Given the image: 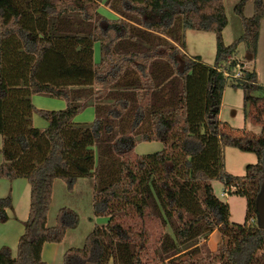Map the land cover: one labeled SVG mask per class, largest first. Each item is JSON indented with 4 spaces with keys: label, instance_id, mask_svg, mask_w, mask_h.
I'll use <instances>...</instances> for the list:
<instances>
[{
    "label": "trees",
    "instance_id": "trees-1",
    "mask_svg": "<svg viewBox=\"0 0 264 264\" xmlns=\"http://www.w3.org/2000/svg\"><path fill=\"white\" fill-rule=\"evenodd\" d=\"M248 1L234 8L243 33L227 44L224 0H0V177L31 184L17 255L1 247L0 264H46L44 245L62 243L81 221L64 206L48 224L55 182L73 191L81 177L95 179L94 215L108 222L83 247L67 249L64 264H264V229L250 222L264 186V85L256 70L233 76L242 42L258 52L264 0L255 1L252 17L244 13ZM103 2L114 18L99 10ZM188 29L216 33L214 65L186 54ZM229 86L244 90L246 117L263 126L261 135L219 120ZM35 94L67 106L38 109ZM89 106L93 122H75ZM34 113L46 128L34 125ZM153 140L163 150L126 157ZM227 146L259 162L233 175ZM217 180L247 198L245 224L230 222L229 203L214 193ZM11 203L0 197L1 221Z\"/></svg>",
    "mask_w": 264,
    "mask_h": 264
},
{
    "label": "crops",
    "instance_id": "crops-1",
    "mask_svg": "<svg viewBox=\"0 0 264 264\" xmlns=\"http://www.w3.org/2000/svg\"><path fill=\"white\" fill-rule=\"evenodd\" d=\"M224 1H225L226 13L229 16V24L227 25V27L224 29L223 32H224L225 42L227 44H231L235 40L240 38L243 33L242 19L234 12V8L240 0H224ZM255 1L256 0H249L245 7L244 13L247 17H252L255 14L254 13ZM103 5L104 3L101 4L100 11L104 15L114 18L115 13L114 11L110 9V6H106L108 9L107 11L101 10ZM259 31H260V35H259L258 45H257L258 52L256 56L253 55L249 51V49H247L246 44L242 42L237 48L238 51L234 55V59L237 60L238 62L237 65L242 67V69L247 68L249 70H256L258 73L259 84L264 85V77L262 76V73L264 71V18L261 21ZM185 51H186V54H189L191 57L200 59L203 63L214 65L216 56H217V51H218L216 33L210 32V31H199V30L188 29L186 31V50ZM37 95L39 97L43 96L39 94ZM37 95L33 97V103L35 107L38 109L44 108V109H49V110H62L67 106V101L65 99L63 98L58 99V98L47 96L49 98H53L54 101H47L50 103L51 107L45 108L44 106L40 105V103H43L42 101L45 99L42 100L38 98ZM221 104H222V107L218 115V118L220 121L228 122L233 127L240 129V130H244L246 133L248 132L253 133L252 132L253 126H249V122L251 121L248 117H246L243 89L235 88L232 86L227 87L224 91ZM86 109H91L92 115L94 112L93 119H95L96 117L95 108L92 106H89ZM34 115H33V123H35ZM77 116L78 115H76L74 118L75 122L80 123V122L92 121V120H82V119L79 120ZM2 141H3V138H2ZM153 141H158V140H153ZM153 141H149V142L153 143ZM143 142H148V141H143ZM229 153H230V158L232 161L231 164L228 158ZM146 154H149V153H146ZM224 158H225L226 169L233 175H237V176H243L249 164H256L259 162V158L254 153L241 151L231 146L226 147L224 151ZM10 182L12 183L17 182L16 183L17 193L15 191L10 192L12 203L10 207L6 210L8 219L6 221L0 220V248L3 246H9L10 248H12L13 254L17 255L16 251H17L18 243L21 238V235L24 233L25 222L29 218L28 216H29L30 205H31V199H30L31 184L25 178H17L14 180H10ZM19 184H22L21 193L23 196L22 197L23 200L16 199L18 197V194H21ZM93 196H94V190H93L92 197ZM50 212L48 215L49 217L48 223L51 226H53L57 223V213L59 211L56 212V214L55 213L53 214V218L50 217ZM69 231L70 230L67 231L66 233L67 235L65 239H67L69 235L68 234ZM220 241H221V233L220 231L216 229L209 237V240H208L209 248L212 249L213 251H217L218 244L220 243ZM61 244L63 243L47 242V244L44 245L42 253H43V259L46 262V264H53V263L64 264V256H65L66 249L68 247H66L65 250L64 249L62 250L60 249ZM107 264H114V263L113 261H110ZM218 264H221V263H218Z\"/></svg>",
    "mask_w": 264,
    "mask_h": 264
},
{
    "label": "rangeland",
    "instance_id": "rangeland-1",
    "mask_svg": "<svg viewBox=\"0 0 264 264\" xmlns=\"http://www.w3.org/2000/svg\"><path fill=\"white\" fill-rule=\"evenodd\" d=\"M104 5L102 6L101 10H108L106 6H109L108 3L103 2ZM100 10V9H99ZM95 61L99 62L101 61V53H100V43L96 42L95 45ZM182 64L180 65V67ZM262 76L264 77V71L262 73ZM37 95V94H35ZM34 95V96H35ZM33 96V97H34ZM40 99H45L40 103L41 106H44L45 108H50V103L47 101H54L53 98H49L47 96H38ZM36 97V98H37ZM48 99V100H47ZM45 101V102H44ZM262 109V108H260ZM259 109V111H260ZM78 119L82 120H92L89 122H93L94 112L92 115L91 109H84L78 114ZM35 123L34 125L36 127H39L41 129H44L47 127V121L43 120L39 114L35 113L34 115ZM92 118V119H91ZM88 122V121H87ZM249 126L252 127V132L256 135H259L263 132V126L258 125L254 123L253 121L249 122ZM2 144V137L0 135V145ZM164 144L160 141H153L151 142H140L135 147L134 151H132L128 156H126L128 159L135 162L137 154H146V153H153L154 151H160L163 150ZM229 162L231 164V158L230 153L228 154ZM77 183L75 185V189L73 191H69L67 188V184L64 180H57L54 186V193H53V203L51 207L50 217L53 218V214L59 211L60 208L64 206L72 207L74 210H76L81 217V221L79 226L76 229L70 230L69 235L65 241H63L60 246V249H64L66 247L69 248H81L83 247L85 240L88 236V232L93 230V228L96 225H103L108 222V217L104 215H100L99 217L94 215L93 210V200L92 197L93 190H95L96 181L92 177H81L80 179H77ZM23 181V180H22ZM25 181V180H24ZM16 183L17 182H10V180L6 178L0 177V197L5 198L10 195V192L15 191L17 193L16 189ZM22 183V182H21ZM24 183V182H23ZM20 185V193L22 192V184ZM18 188V187H17ZM213 188L214 193L219 196L224 202L229 203V220L231 223H234L236 225H243L246 222L247 218V198L238 194H233L230 192H227L226 196H223L222 192L225 191L224 184L220 181H214L213 182ZM19 190V189H18ZM22 193L18 194V197L16 199L23 200L22 199ZM253 219L257 220L256 217H253ZM49 224V223H48ZM52 224V223H51ZM50 225V224H49ZM66 249V250H67ZM55 264V263H53Z\"/></svg>",
    "mask_w": 264,
    "mask_h": 264
},
{
    "label": "water",
    "instance_id": "water-1",
    "mask_svg": "<svg viewBox=\"0 0 264 264\" xmlns=\"http://www.w3.org/2000/svg\"><path fill=\"white\" fill-rule=\"evenodd\" d=\"M257 212V226L259 229H264V186L259 193V197L256 203Z\"/></svg>",
    "mask_w": 264,
    "mask_h": 264
},
{
    "label": "built area",
    "instance_id": "built-area-1",
    "mask_svg": "<svg viewBox=\"0 0 264 264\" xmlns=\"http://www.w3.org/2000/svg\"><path fill=\"white\" fill-rule=\"evenodd\" d=\"M237 70L235 71V74H233L234 77H241L243 74V69L242 67H240L239 65H237ZM223 196L227 195V191H223L222 192ZM250 222L252 223H256L257 224V220L256 219H251Z\"/></svg>",
    "mask_w": 264,
    "mask_h": 264
}]
</instances>
